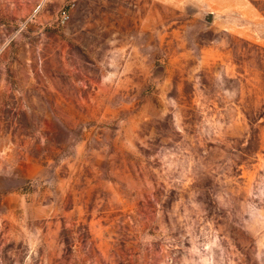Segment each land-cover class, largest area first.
Listing matches in <instances>:
<instances>
[{
	"label": "rangeland",
	"instance_id": "rangeland-1",
	"mask_svg": "<svg viewBox=\"0 0 264 264\" xmlns=\"http://www.w3.org/2000/svg\"><path fill=\"white\" fill-rule=\"evenodd\" d=\"M0 264H264V0H0Z\"/></svg>",
	"mask_w": 264,
	"mask_h": 264
},
{
	"label": "built area",
	"instance_id": "built-area-1",
	"mask_svg": "<svg viewBox=\"0 0 264 264\" xmlns=\"http://www.w3.org/2000/svg\"><path fill=\"white\" fill-rule=\"evenodd\" d=\"M62 17H63V19H68V17H69L68 13L66 11H64L62 14Z\"/></svg>",
	"mask_w": 264,
	"mask_h": 264
},
{
	"label": "water",
	"instance_id": "water-1",
	"mask_svg": "<svg viewBox=\"0 0 264 264\" xmlns=\"http://www.w3.org/2000/svg\"><path fill=\"white\" fill-rule=\"evenodd\" d=\"M211 16H212V14L209 13L208 16H207V19L210 20Z\"/></svg>",
	"mask_w": 264,
	"mask_h": 264
}]
</instances>
